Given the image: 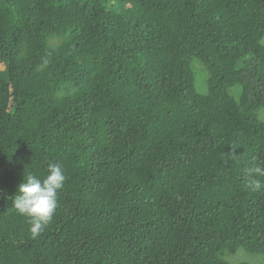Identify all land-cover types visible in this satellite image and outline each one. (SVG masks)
<instances>
[{
	"label": "trees",
	"instance_id": "obj_1",
	"mask_svg": "<svg viewBox=\"0 0 264 264\" xmlns=\"http://www.w3.org/2000/svg\"><path fill=\"white\" fill-rule=\"evenodd\" d=\"M263 38L264 0H0V264L264 255ZM50 164L33 239L12 201Z\"/></svg>",
	"mask_w": 264,
	"mask_h": 264
},
{
	"label": "clouds",
	"instance_id": "obj_2",
	"mask_svg": "<svg viewBox=\"0 0 264 264\" xmlns=\"http://www.w3.org/2000/svg\"><path fill=\"white\" fill-rule=\"evenodd\" d=\"M48 169L49 174L42 180L32 174L25 176L12 201V206L19 215L30 218L29 231L33 239L39 237L52 223L58 206V193L66 181L59 164H50ZM2 195L0 191V196Z\"/></svg>",
	"mask_w": 264,
	"mask_h": 264
},
{
	"label": "rangeland",
	"instance_id": "obj_3",
	"mask_svg": "<svg viewBox=\"0 0 264 264\" xmlns=\"http://www.w3.org/2000/svg\"><path fill=\"white\" fill-rule=\"evenodd\" d=\"M59 42L58 39L50 40L51 45H55ZM262 45H264V38L262 40ZM192 70L194 73L195 88L199 94H205L207 91V79L208 72L205 67L197 61L192 62ZM232 94L236 98L238 96V89H233ZM257 118L264 122V108L259 109L257 112ZM222 258L231 263H245V264H264V255L260 254H248L243 250H237L234 253L225 252Z\"/></svg>",
	"mask_w": 264,
	"mask_h": 264
}]
</instances>
